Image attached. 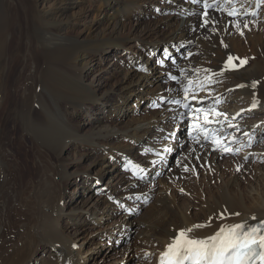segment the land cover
<instances>
[{
	"label": "bare ground",
	"instance_id": "obj_1",
	"mask_svg": "<svg viewBox=\"0 0 264 264\" xmlns=\"http://www.w3.org/2000/svg\"><path fill=\"white\" fill-rule=\"evenodd\" d=\"M202 2L0 0V109L7 95L12 98L7 65L17 52L8 53L11 29L18 36L17 50L25 39L32 46L22 56L23 66H31L24 98L0 116V264H33L42 251L47 255L41 264H98L92 254L100 251L94 246L103 238L105 245L115 243L129 232L134 208L153 194L157 199L144 215L147 224L140 222L146 228L140 235L146 264H157L180 229L206 225L191 234L204 238L223 224L264 220V8L258 12L264 0H218L224 10L212 8L207 16ZM233 7L236 18L228 15ZM157 14L163 17L146 19ZM143 21H148L145 29L138 30ZM183 41L192 45L185 50ZM181 54L191 58L180 67L167 61L163 69L156 63L168 55L179 63ZM229 56L238 70L225 68ZM240 60L248 64L240 66ZM166 72L180 83L172 84ZM205 76L211 82L198 96L208 100L192 104L224 114L218 119L231 134L225 143L235 141L231 148L248 160L240 164L254 172L245 187L234 172L229 176L221 169L222 155L210 143L192 140L184 112L166 103L168 97L183 98L182 84L189 79ZM143 99L152 103L144 105ZM10 123L21 134L11 137ZM13 138H18L14 150ZM187 142L185 164L153 187V174L164 170L161 164L170 153L165 149ZM127 164L137 166L139 179L125 173ZM181 169L183 183L177 182ZM24 173L22 187L17 174ZM173 174L176 189L158 195ZM81 183L86 184L82 194ZM103 190L108 197L90 204L94 192ZM87 228L93 231L91 240L83 236ZM113 254L108 249L98 259L108 263Z\"/></svg>",
	"mask_w": 264,
	"mask_h": 264
},
{
	"label": "snow or ice",
	"instance_id": "obj_2",
	"mask_svg": "<svg viewBox=\"0 0 264 264\" xmlns=\"http://www.w3.org/2000/svg\"><path fill=\"white\" fill-rule=\"evenodd\" d=\"M226 3L232 4L234 0H225ZM204 16H207L209 8H219L224 10L223 5L218 3L209 4L204 0ZM229 16L237 15V9L233 7L228 11ZM254 15V14H253ZM205 25L208 20L205 19ZM246 26V25H245ZM233 57H228L225 68L237 67L232 64ZM246 60H240L239 65L246 64ZM207 71V70H205ZM173 81L177 80L176 76L169 77ZM210 83L209 77L205 76L203 80L194 81L189 79L186 84H182L183 98L169 101L186 110L180 113L189 120L187 131L188 135L196 143L211 144L213 151H220L224 154H236L239 150H233L230 143H225L229 133L224 131L218 117L224 116L223 113L216 109L208 107H194L192 102L203 104L204 101L199 98L198 93L203 90L205 83ZM243 87V85H240ZM256 87V82L252 85ZM253 108L256 107L254 101ZM220 125L212 127V125ZM231 127V124H229ZM233 143L235 141H232ZM251 143V140H249ZM170 151V149H165ZM134 168L137 166H133ZM188 169L185 168V171ZM140 171H143L140 169ZM239 171V168H237ZM233 215L239 216L240 213ZM220 219H224L221 214ZM252 220H256L253 216ZM206 225L196 224L190 228L180 229L166 246L165 251L160 254L159 264H264V220L256 224L247 222L223 224L213 235L198 238L191 235L194 230L205 227Z\"/></svg>",
	"mask_w": 264,
	"mask_h": 264
},
{
	"label": "rangeland",
	"instance_id": "obj_3",
	"mask_svg": "<svg viewBox=\"0 0 264 264\" xmlns=\"http://www.w3.org/2000/svg\"><path fill=\"white\" fill-rule=\"evenodd\" d=\"M262 7L264 8V5H261V7L258 8V12H259V10ZM219 12H221V11H219ZM1 13L2 14H0V16L3 17L4 16V11H2ZM101 17H102V20L105 19L104 16H101ZM158 17L162 18L163 16L159 15V14H157V15H146V19H153V18L155 19V18H158ZM146 22H148V21H143L140 25H136V26H140V28H138V30L139 29H143L144 30L145 26H146L144 23H146ZM2 23H3L2 25H4V24L7 23V21H5V22L2 21ZM8 23H9V27L10 28L15 27L14 25H12L11 21H8ZM79 28H81V26L77 27V29H79ZM147 31H149V32H147ZM147 31H146V33L153 34V32H151L150 30H147ZM15 35H16V31L14 29H11L10 45H9V48H8V53L11 55L12 53H16L17 52L15 54L14 60L10 59L9 62H8V65H7L8 66V70L10 71V74H9V77H8V82L10 83L11 87H13V88H11L12 90L9 91L10 95L12 96V98H10L11 101H9V96L7 95L6 103L5 102L3 103L4 104V106H3L4 108L0 109V116H2L3 114H7L6 111L8 109H10V108H13L14 105H16V104L19 105V103H21V100L24 98V91L23 90L26 87V85L29 84L26 81V79H25L26 78L25 75L28 74V72L30 70L29 67H31V66H30V64L27 67L23 66V64H22V56L25 55L28 52L27 50H25V48L28 47V48L32 49V46H29V44L27 43V42H30V40L28 41L27 39H25L24 40L25 41L24 45L21 48H18V50H17L18 41H17L16 37L18 38V36L17 35L15 36ZM158 41H161V40H157L155 42L157 43ZM147 43H149V42H147ZM191 45H192L191 43L186 42V41H183V42L180 43V46L183 49H185V50H187L188 47H190ZM160 46H162V45H160ZM154 47H156L155 44H154ZM122 52H124V51H122ZM190 56L191 55L188 56V55H182L181 54L180 55V59H179V63L177 62L176 66L180 67L183 60L184 61L185 60L186 61L190 60V58H191ZM155 62H156V60H155ZM247 64H248V61H247ZM167 66H169V64H167ZM183 70H185V69H183ZM17 76H18V79L16 78ZM167 78H168V75H167ZM167 80H169V79H167ZM200 99H202L204 101V103L207 102V100H208L206 98H200ZM171 100H173L172 97L166 98V103H170L169 101H171ZM142 101H143L144 105H146L147 103H148V105L150 103H152V101L150 102L149 100H146V99L145 100L143 99ZM156 108H159V107H156V105H155V109ZM10 114H14V113L11 112ZM85 119L86 118L81 120V124L82 125H84L87 122V119L86 120ZM226 123H229V121L226 120ZM7 126H8L7 127V133L11 134V137L14 134L15 131L17 132L18 135L21 134V130L19 129V127H17V129H15V128H13V124H11V123H10V125H7ZM16 140H18V138H13L12 142L10 144V148H12L13 150L18 146V142H14ZM230 143H233V142L231 141ZM189 148H190V144L187 142V143H183V144L179 143V145H177L175 148H173V150L172 149L170 150V153H169V155H168V157L166 159L167 161L165 160L166 163L164 162L165 164H161V167H163V166L165 167L164 170L161 171V172L157 171L155 175L153 174V176L156 178V179H154L152 181L151 185L153 187H155L156 185H159L160 184L159 180H164L165 179L164 176L167 177V174H169V172L171 173L174 170H178L180 167H182V165L185 164V162H183V161L187 160V158H188ZM21 151L23 152L22 148H21ZM218 152H219L220 155H222V162L220 164L221 169L225 173H227L229 176H231L232 173L234 172L239 177V179H241V181L244 182L243 183V187H245L246 186L245 181L246 180H251V176L253 175L254 172H249V171L245 170L244 165L240 164L239 161L245 162L246 164H248V160L244 161V159H242V155L239 152H236V154H224V153H221L220 151H218ZM33 158L34 157H33V153H32V162H33ZM254 163L255 162H253L252 165H254ZM237 168H239V171H237ZM73 169L75 170V167L72 166L71 170H73ZM153 171L155 172L154 169L152 170V173H153ZM125 172H128L127 169H125ZM181 172H182V169H181ZM178 173H179V176L177 177V182H182V183L185 182L186 177L184 176V172H182V174L180 172H178ZM17 175H18L17 177L19 178V179L17 178V180H19V182L21 183L20 185L22 187L25 186L24 182H26L27 175L25 173L22 174V175H19V174H17ZM209 175L211 176V174H209ZM173 176H174V174L171 176V178L173 180L168 177V180L162 186H160V187H163V188H160V190H158V195H159V192H163L168 187H170L172 189H176V187H175L176 177L174 176L175 177L174 178ZM213 176L215 177L217 175H213ZM81 185H82L83 188H80V190H79L80 194L83 193V189L85 187L84 185H86V184H82L81 183ZM146 192L149 193L148 191H146ZM80 194H78L76 196L79 197ZM107 194H108V190H103L102 192H98V193L94 192V196L95 197L93 198L92 201H90V204H92L98 198L100 200L104 199V197L107 198L108 197V196L106 197ZM180 194H182L183 198H190L191 197V193H184V192L181 193L180 192ZM154 198H155V195L153 194L152 197H147V198H141L140 199L139 207L134 208L133 216H134L135 223L133 224V226L130 227L129 232H127L126 234L121 236V238L118 239L117 241H115V243H114V240H113V242L109 243L108 245L107 244L105 245L104 242L108 243L107 242L108 239L105 240L103 238L101 240V244L100 245L97 244V246L96 245L94 246V248H96V251H97V249L100 251L99 253H95L94 252L92 254V256L96 258V261L99 260L98 264H102V263H104V264H146L147 263V259L145 258V255L147 256V250H146L145 246L143 245V242H141L140 235L144 236V234H145L146 228L144 227L143 223L147 224L145 222V219H146L147 215L146 216H144V215L146 214V212H147V214L149 212H152V209H150L151 208L150 206L153 205L155 199H157V198H155V199ZM182 202H186V201L183 200ZM75 205H76V203H73L72 207L74 208ZM72 207L70 206V208H72ZM124 211H125V209H122L121 212L123 213ZM156 213L157 212H155V215H156ZM140 222H143V223H140ZM92 232H93L92 229L87 228V231H86V233H84L83 236L85 238H88L89 240H91L92 237H93L92 234H91ZM108 249H110L111 253H114L113 254L114 258L113 259H109V261L107 263V262H105L103 260H100V259L104 258V257H106L108 255ZM46 255L47 254L44 253V251L40 252L35 258L36 260L38 259L39 261H35L36 263L34 262L33 264H41L42 262H44L45 259H46ZM98 258H100V259H98ZM42 259H43V261H42ZM86 263H88V257L86 258Z\"/></svg>",
	"mask_w": 264,
	"mask_h": 264
}]
</instances>
